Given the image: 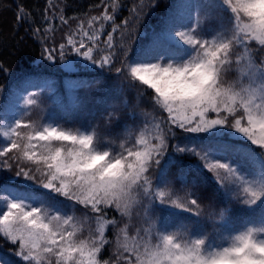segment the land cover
Masks as SVG:
<instances>
[{
    "label": "trees",
    "instance_id": "1",
    "mask_svg": "<svg viewBox=\"0 0 264 264\" xmlns=\"http://www.w3.org/2000/svg\"><path fill=\"white\" fill-rule=\"evenodd\" d=\"M105 12L113 19L93 20ZM126 19L130 21L128 32L123 36L120 30L113 33L117 55L111 64L93 63L68 44L69 36L76 41V47H80L83 40L82 51L93 47V58L98 60L107 55L99 49L104 47L108 33ZM191 24H194L192 35L195 37L208 38L220 31L226 39L238 33L235 14L227 9L223 0H0V117L9 103H12L11 113L18 115L23 111L20 103L25 96L36 95L39 104L34 106L33 114L24 117L27 123L22 122V125L32 124L40 129L55 125L69 134L92 135L94 144L110 154L121 152V144L132 147L139 135L152 139L157 126L167 128L168 113L157 103L155 90L134 79L125 65L157 59L160 55L165 60L175 57L173 60L178 62L194 56L193 46L174 44L167 38L170 30ZM81 26L88 36L100 42L98 46L82 35ZM243 35L238 33L241 43L233 45L228 62L221 68L225 87L236 85V75L240 72L246 81L243 68L264 66V45L256 40H245ZM158 42L163 45L159 49ZM61 44L65 45L63 59L60 58ZM121 48L128 51L127 56ZM52 49H55L54 59L49 60L48 51ZM237 57L242 60L238 62ZM116 68L121 72L117 73ZM241 117L245 125L244 110L238 105L229 121L234 124ZM15 129L21 137L32 132L26 127L16 126ZM233 130L217 126L191 132L173 126L176 134L166 136L167 152L159 165L145 174L150 176L151 195L144 196L143 188L134 186L138 203L130 216L114 205H99L102 212H93L91 205L81 204L43 188L37 181L16 175L19 167H25L40 179L34 162L23 158L19 152L10 151L0 157V193H10L6 185L39 190L43 196L41 204L48 207L52 203L62 215L73 217L71 222L79 229L78 239H86L90 234L99 237L97 221H106V243L97 254L102 264L104 261L125 264L120 259L123 251L120 245L125 236L135 237L138 242L147 238L154 241L161 233L157 231L159 228L169 231L182 227L188 239L207 235L206 242H215L220 234H224L223 238L231 236L255 219L264 218V196L254 204L245 202L251 198L252 191L264 184V147L247 137L231 135ZM12 132L7 135L0 132V151L17 138ZM152 142L156 141L152 139ZM53 143L59 147L70 146V142ZM176 147L186 150L177 151ZM196 152L201 155L197 156ZM204 152L210 156L208 160L201 158ZM212 158L236 164L241 179L236 176L231 180L224 170H219L220 177L224 178H218L216 172L206 167L215 162ZM5 161L12 167H6ZM247 186L252 189H246ZM161 191L165 193L164 203L159 198ZM191 199H198V207L190 206ZM173 200L187 207H177ZM221 208L226 210V216L218 220ZM152 224L155 228L150 237H145L144 230ZM18 253L16 246L0 231L2 263L8 260L9 264H35L24 261ZM51 260L56 264L55 258Z\"/></svg>",
    "mask_w": 264,
    "mask_h": 264
},
{
    "label": "snow or ice",
    "instance_id": "2",
    "mask_svg": "<svg viewBox=\"0 0 264 264\" xmlns=\"http://www.w3.org/2000/svg\"><path fill=\"white\" fill-rule=\"evenodd\" d=\"M225 6L227 9L231 7L229 4H225ZM242 7V4L238 5L234 12L236 27L241 30L243 21L239 18V12ZM97 19L112 20L113 17L105 12L102 17L93 18V20ZM91 23L92 21H89V25ZM129 23L130 21L126 19L122 25H114L112 32L108 33L107 40L103 42L104 47L99 49L102 52L106 51L107 55L101 56L98 60L93 58V47H87L86 51H82L85 48L83 40L80 41V47H76V41L69 36L68 44L73 45V50L76 53L88 58L93 63H100L101 66L111 64L113 57L117 55L113 43V33L120 30L123 36L128 32ZM81 33L83 36H88V32L83 30V26H81ZM238 33H234L233 37L241 43ZM174 34L183 44L193 46V50L196 52L195 57L201 55V45H203V48L207 50L204 53L207 59L202 61L206 65L205 67L201 68L199 64L192 63L186 64L183 68H176L168 61L172 60L175 64L177 60H165L163 56L160 57L161 63L125 65L129 68L134 79L155 90L157 103L168 113V126L167 128L157 126L158 131L152 138L156 141L155 143L152 142V139L142 137L140 144L136 143L130 148H126L124 145L120 146L121 152L110 154L109 151V156L103 161H98V159L90 161V156L98 158L105 151L100 150L94 144L92 135H73L51 125L43 127L41 130L38 127H33L32 124L22 125L20 121H16L17 128H29L34 134H26L21 137L19 131L13 129L17 138L11 140L10 147L0 151V157L6 156L13 150L22 153L23 158L34 162L35 171L40 174V179L37 180L32 170L25 167H19L16 175L37 181L43 188L76 200L81 204L91 205L93 212L101 213L102 209L99 205L115 206L117 200L128 195L124 189L127 186L128 178L132 175L137 177L135 186L143 188V195L146 197L151 195L148 187L151 184L150 176L145 174L149 173L150 169L156 168L160 159L167 152L166 136L176 134L173 132V126L191 132L206 131L215 126L235 128L253 143L264 147V96L259 97L260 103H256L257 98H254L251 103H232L226 96H223L219 85L215 89L205 87L214 75L219 79L221 68L227 63H222L220 59L222 53L216 50L219 45L214 38L211 41L197 39L194 36L189 37L186 32L181 31H175ZM246 35L247 33L244 32L243 39ZM88 39L94 46H98L100 43L94 36H88ZM162 46L159 42L156 45L157 49ZM64 48L65 45L61 44V59L65 55ZM54 51L55 49L48 51L47 58L49 60L54 59ZM120 51L125 56L128 55L126 49L121 48ZM184 60H179V62ZM146 65H152L151 69L145 67ZM189 68L191 71H188ZM115 71L119 73L121 69L116 68ZM27 103L33 104L34 101L28 100ZM238 105L243 107L247 116L246 125L241 123L243 117L236 119L234 124L229 121V116L236 112ZM210 111L216 114V118H207ZM23 140L27 142L22 143ZM54 141L70 142V146L59 147L51 155H42V146L54 145ZM175 150L182 152L186 149L176 147ZM187 150L192 151V149ZM195 154L201 155L200 152ZM209 157L206 152L201 156L203 160H208ZM14 159L19 160L20 157H14ZM213 160L215 162L207 164L206 167L216 172L218 178H224L220 177L219 170H224L227 176L235 174L236 169L229 163H222L221 159ZM116 164L121 166V171L125 165H130L136 171L124 173L125 179L119 183L105 179L104 177ZM4 165L12 167L7 161L4 162ZM262 193H264V184H260L258 190L252 191L251 198L245 202L251 204L257 196L259 199L264 196ZM164 196L163 191L159 192L161 203L165 202ZM5 199H7V210L0 215V231L13 241L17 239L20 241L21 251L18 254L23 257L24 261L44 264L47 259V264H52L51 257H55L56 264H96L97 254L106 243L102 224L98 229L99 237L90 234L86 239H78L79 229L71 223L73 217L65 218L59 213L53 215L43 204L33 206L32 199H13L12 197ZM172 203L176 204V201L173 200ZM176 206L187 207L185 204H176ZM190 206L198 207V199H191ZM115 208L119 210L118 207L115 206ZM120 259L125 264H129L132 258L120 257Z\"/></svg>",
    "mask_w": 264,
    "mask_h": 264
},
{
    "label": "clouds",
    "instance_id": "3",
    "mask_svg": "<svg viewBox=\"0 0 264 264\" xmlns=\"http://www.w3.org/2000/svg\"><path fill=\"white\" fill-rule=\"evenodd\" d=\"M224 3L231 5L230 10L233 13L238 5H243L239 12V18L243 21L242 30L237 29V31L243 34L244 32L247 33L244 36L245 40L254 39L259 44L264 45V0H224ZM216 43L219 45L216 50L222 53L220 59L223 63L228 62L233 45L239 44L240 41L232 35L230 38L216 41ZM206 51L201 45V55L199 57L194 55V57L185 59L183 62L173 64V61L169 60L168 63L176 68H183L186 64L192 63L199 64L203 68L206 66L202 63L207 59L204 54ZM239 60L240 57H237L238 62ZM145 67L151 69L152 65H146ZM188 71H191V68ZM258 71H264V66L260 67ZM217 85H219L223 96H226L232 103H251L254 98H257V89H253L250 84L239 85L238 90L232 86L225 87L221 71L219 79L214 75L205 87L215 89ZM258 91L260 96H264V80H260ZM141 142V139L136 141L137 144ZM120 146H123V144ZM42 147V155H51L59 148L56 145ZM108 156L109 151L105 150L98 158L90 156L89 160L98 159V161H103ZM92 170L95 171V169ZM135 171L130 165H125L123 171H121V166L116 164L104 178L119 183L124 181V173H134ZM136 180L135 175L128 178L127 186L124 189L128 195L115 202V206L127 216L131 215L133 207L138 203V197L134 194ZM258 199L257 196L251 204H254ZM225 216L226 210L221 208L218 220H222ZM260 234H264V226L250 225L231 236L225 237L228 241L225 246L214 248H206L207 235L188 239L186 238L187 231L182 227L159 233L157 243H146L143 247L136 241L135 237L126 235L124 242L120 245L123 250L121 257L125 259L134 257L135 259H131L129 264H264V237ZM123 253L129 255L125 256ZM96 264H102V262L96 258ZM103 264H107V261H104Z\"/></svg>",
    "mask_w": 264,
    "mask_h": 264
},
{
    "label": "rangeland",
    "instance_id": "4",
    "mask_svg": "<svg viewBox=\"0 0 264 264\" xmlns=\"http://www.w3.org/2000/svg\"><path fill=\"white\" fill-rule=\"evenodd\" d=\"M181 9L184 11V8L183 6H181ZM246 19V18H245ZM194 28V24H191L189 27L187 28H180V29H176V30H170L169 32H167V37L170 38V41L171 42H175V43H178V44H183L182 42L179 41V39L175 36L174 32L175 31H181V32H186L188 34L189 37L193 36L192 35V30ZM195 37V36H194ZM197 39H207L209 41L213 40V38H215V40L217 42H219L220 40H223L225 37L224 35L222 34V32H216L214 35L208 37V38H204V37H195ZM196 54V52H195ZM194 54V55H195ZM175 58V57H173ZM171 58V59H173ZM143 60L146 59L145 57L142 58ZM242 60V59H240ZM162 61L159 60V59H152V60H144L143 62H139V63H161ZM178 62V61H177ZM136 63H132L131 65H134ZM238 66H240L238 64ZM239 71V69H238ZM240 72V71H239ZM241 72L238 73L236 75V79H237V84L236 85H229V86H232V87H235L237 88L238 90V87L239 85H248L250 84L253 89H257V99H256V103H260V99H259V96H260V93L258 91V87H259V82L260 80H264V71H258V69H253L251 67H245L243 68V75L247 78L246 81L244 82V79L241 78ZM35 92V91H34ZM28 100H33L34 103L33 104H28L27 101ZM36 104H39V101L37 99V96L36 95H28L24 98V101L20 103V106H22V113L21 115H18L16 116V121H20V122H23V124H26L27 122L24 121V117L25 116H30L31 114L34 113V106ZM10 105H8L7 108H9ZM49 108V106H47ZM46 107V108H47ZM242 107V106H241ZM7 108H4V113H2V117H1V120H0V132L2 135H7L9 132H10V126H11V123L13 121V118H14V114L13 113H10L8 112V109ZM243 108V107H242ZM6 111V112H5ZM207 118L208 119H214L216 118V116H214V112H209L208 115H207ZM16 121L14 123H16ZM246 122H247V116L245 114V125H246ZM17 125H12V128H16ZM52 127H56L55 125L52 126ZM217 126L211 128V129H214L216 128ZM57 128V127H56ZM58 129V128H57ZM42 130V129H41ZM60 131H63L61 129H58ZM210 130V129H208ZM12 133L15 134V132L13 131ZM67 133V132H66ZM26 134H34L30 131H28L27 133L24 134V136ZM234 135V136H242V137H246L244 136L243 134L239 133L238 131L234 130L231 132V135ZM257 134L259 135V132H257ZM23 136V137H24ZM143 137V135H139L138 136V139H141ZM27 141L26 140H23L22 143H26ZM11 144V143H10ZM10 144L6 147H10ZM4 147V148H6ZM38 151V149H37ZM13 152H16L13 150ZM234 169H236L235 171V174L232 175V176H228L231 180H233L236 176L239 177L241 179L242 175L239 174V170L237 169L236 167V164H233V163H229ZM246 189H252L251 186H247ZM9 191L11 194H13L14 196H16L17 199H32V203L34 204L38 199L39 203H37L36 205H33V206H41V203H42V199H40L39 196L40 194L34 190L33 188H24V187H21V188H16V187H10L9 188ZM11 198L12 196H9L7 194H3V193H0V215L3 214L4 211L7 210V199L5 198ZM13 198V197H12ZM16 198H13V199H16ZM37 199V200H36ZM49 211L51 214H57V210L54 208V206L50 205L48 207ZM62 217H68L70 215L68 214H63L61 215ZM72 223V222H71ZM105 223L106 221H101V220H98L97 221V224H96V228L99 229L100 225L102 224L103 225V230L105 228ZM257 227V226H256ZM155 228V224H152V225H149V227H147V229H145L144 231H146L145 234V237H150L151 235V230H153ZM157 230V229H155ZM157 231H161V232H164L165 230L164 229H161L159 228ZM2 234L4 235V237L12 244H14L17 248V252H20L21 251V248H20V241L17 239L16 241H13L9 236H7L4 232H2ZM262 237H264V234H260ZM220 237L218 239L215 240V242H211V241H208L206 242V248H214V247H220V246H225L228 241L225 240L224 237V234H220L219 235ZM159 240V234L158 236H156L154 238V241L151 239V238H147V240H143V241H140V245L141 247H143L144 244L146 243H150V244H155L157 243ZM211 240V239H210ZM138 242V241H137ZM55 258V257H53ZM4 260V259H3ZM56 260V259H55ZM35 262V261H33ZM0 264H9L8 263V260L5 261V263H2L1 260H0Z\"/></svg>",
    "mask_w": 264,
    "mask_h": 264
}]
</instances>
